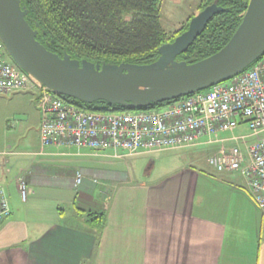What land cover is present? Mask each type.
Returning a JSON list of instances; mask_svg holds the SVG:
<instances>
[{
    "label": "crops",
    "instance_id": "0c3cea01",
    "mask_svg": "<svg viewBox=\"0 0 264 264\" xmlns=\"http://www.w3.org/2000/svg\"><path fill=\"white\" fill-rule=\"evenodd\" d=\"M55 149L49 156L63 155ZM109 153L103 158L115 160L117 169L148 156L117 160ZM38 164L33 163L35 172H23L27 186L42 177L45 184L53 178L64 189L78 187L76 175L82 171L56 177ZM155 165L144 179L136 176L127 183L107 167L85 170L84 190L55 196L71 201L69 218L77 222L86 224L90 212L103 214L101 229L67 223L59 208H52L46 225L31 227L11 208L0 224V264H264V217L240 174L212 176L192 168L154 177ZM91 176L104 181L99 195ZM211 181L219 191L208 189Z\"/></svg>",
    "mask_w": 264,
    "mask_h": 264
},
{
    "label": "built area",
    "instance_id": "2783aa9c",
    "mask_svg": "<svg viewBox=\"0 0 264 264\" xmlns=\"http://www.w3.org/2000/svg\"><path fill=\"white\" fill-rule=\"evenodd\" d=\"M35 92L41 113L40 148L86 150L93 156L154 155L209 147L218 173H238L264 217V57L240 75L155 110L126 113L84 111L40 85L12 60L0 41V95ZM245 127L247 133L236 132ZM66 155V154H63ZM83 173L76 175V185ZM27 185L20 182V190ZM12 214L0 188V224Z\"/></svg>",
    "mask_w": 264,
    "mask_h": 264
},
{
    "label": "water",
    "instance_id": "95a60500",
    "mask_svg": "<svg viewBox=\"0 0 264 264\" xmlns=\"http://www.w3.org/2000/svg\"><path fill=\"white\" fill-rule=\"evenodd\" d=\"M223 11L214 3L195 15L188 30L160 47L158 60L150 65L95 64L51 52L37 40L39 32L27 21L29 11L21 0H0V41L18 68L55 95L136 111L227 82L264 57V0H251L222 50L192 64L178 60Z\"/></svg>",
    "mask_w": 264,
    "mask_h": 264
},
{
    "label": "trees",
    "instance_id": "16d2710c",
    "mask_svg": "<svg viewBox=\"0 0 264 264\" xmlns=\"http://www.w3.org/2000/svg\"><path fill=\"white\" fill-rule=\"evenodd\" d=\"M250 1L202 0L200 10L217 3L224 11L213 17L203 34L178 60L192 64L222 50L238 30ZM21 3L29 11L27 21L39 32L37 40L48 50L95 64H153L159 58L160 47L174 42L189 28L188 23L179 32L167 30L161 16L162 0H21ZM63 99L84 111L131 112L102 101L89 105L72 98ZM171 102L143 110L159 109ZM86 218L94 228L105 225L103 214L90 212Z\"/></svg>",
    "mask_w": 264,
    "mask_h": 264
},
{
    "label": "rangeland",
    "instance_id": "374dc122",
    "mask_svg": "<svg viewBox=\"0 0 264 264\" xmlns=\"http://www.w3.org/2000/svg\"><path fill=\"white\" fill-rule=\"evenodd\" d=\"M201 2L202 0H162L161 16L167 30L174 33L183 30L190 20L202 11L199 9ZM8 59H10L9 56ZM40 125L41 113L37 107L35 92L0 95V188L7 196L14 214L25 220L31 227L46 225L48 219L53 216L52 208H59L65 211L68 217L65 219L67 223L81 228L94 229V226L90 224L80 223L69 218V214L74 210L70 200L65 198V200L57 201L55 198L59 195H74L78 190H84L85 184H80L69 190L61 187L62 182L59 185L56 179L51 178L52 180L45 184V181L40 177L36 184H28L25 191L20 190V181L24 180L23 172H35L34 168L38 167L33 166L35 162L39 163L38 165L42 163L41 166L48 168L47 172L51 176L56 175V177H67L73 171L84 173L85 170L96 171L107 167L112 169L113 176L115 173L118 174L117 180L122 183L131 182L132 178L136 176L139 179H144L153 161L156 164L154 177L192 168H197L207 175L213 176L217 173L208 163V158L212 153L209 147L187 148L134 158L118 169L119 164H112L116 162L115 160L90 155L86 150L79 153L76 149H59L60 154L66 155L49 156L56 149L48 148L45 156L35 157L40 147ZM245 133H247L245 127L236 132L237 135ZM117 171L130 175L120 178V173ZM91 182L97 183L93 184V188L96 189V195H99V189L104 181L91 176ZM210 183L207 185L209 190L219 191V184L214 187L213 182ZM109 186H113V184L110 183Z\"/></svg>",
    "mask_w": 264,
    "mask_h": 264
},
{
    "label": "bare ground",
    "instance_id": "6f19581e",
    "mask_svg": "<svg viewBox=\"0 0 264 264\" xmlns=\"http://www.w3.org/2000/svg\"><path fill=\"white\" fill-rule=\"evenodd\" d=\"M199 93V92H198ZM196 94V93H195Z\"/></svg>",
    "mask_w": 264,
    "mask_h": 264
}]
</instances>
